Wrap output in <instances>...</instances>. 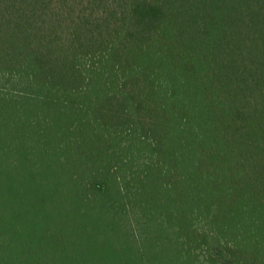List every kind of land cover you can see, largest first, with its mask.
I'll return each mask as SVG.
<instances>
[{
	"label": "trees",
	"instance_id": "trees-1",
	"mask_svg": "<svg viewBox=\"0 0 264 264\" xmlns=\"http://www.w3.org/2000/svg\"><path fill=\"white\" fill-rule=\"evenodd\" d=\"M0 264H264V0H0Z\"/></svg>",
	"mask_w": 264,
	"mask_h": 264
}]
</instances>
